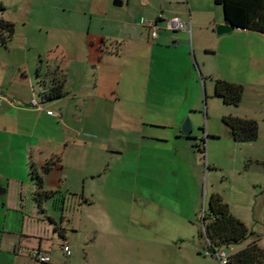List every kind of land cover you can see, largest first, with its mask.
Returning <instances> with one entry per match:
<instances>
[{
    "label": "crops",
    "instance_id": "1",
    "mask_svg": "<svg viewBox=\"0 0 264 264\" xmlns=\"http://www.w3.org/2000/svg\"><path fill=\"white\" fill-rule=\"evenodd\" d=\"M104 1L107 5L104 14L106 20L115 24L113 30H95L92 24L88 30L64 28L67 38L51 43L46 49L51 54L55 46L62 48V64L58 65L55 77L63 83V97L43 101L40 93L54 84L39 83L40 74H34V68L28 69L25 64L16 65L12 75L6 70L0 72V264H94L104 228L107 242H112L114 224L109 218L102 220L97 212L105 203H113L116 188L110 182L111 164L125 153L122 146L126 141L119 136L118 140L113 139L114 134L99 136L103 130L90 118L115 110L110 93L116 92L114 84L118 81L119 64L127 68L144 95L143 104L139 106L141 121L137 120L138 124L131 129L133 137L126 143L136 161L132 158L128 175L147 168L143 163L146 164L151 140L164 143L173 139L178 154L185 139L195 154L200 153L196 145L203 143H198L197 137L189 139L187 135L192 134L181 130L185 117L180 120L175 117L170 123L158 120L148 123L143 112L149 111L151 94L158 98L165 96L166 83L173 89L169 93H181L183 88L190 93L193 87L197 95L201 87L200 75L205 94L199 64L196 60L192 62L189 51H179L172 46L173 41L176 45L181 42L189 45L188 36L192 31L195 42L197 28L202 31L203 25L198 24L195 13L177 6L175 0H121L120 6L127 8L117 11L110 10L111 0ZM160 14L163 19L182 18L187 28L172 31L161 20L158 37L152 39L146 21ZM225 23L224 13L223 18L214 17L206 22L209 45L205 48L209 50L205 52L216 50L219 60L233 56L246 67L250 64L252 68L254 62L256 66L261 64L264 55L259 49H264L263 34L247 29L219 34L216 26ZM11 43L0 47L9 49ZM220 65L221 62L219 68ZM219 68L207 73L211 80L213 77L228 78ZM139 74L145 78L139 79ZM175 80L179 81L177 86H173ZM33 99L42 107L33 106ZM72 115L79 116L80 125L73 121ZM146 125L170 128L174 132L169 136L151 137L152 133L145 130ZM74 129L77 137L71 138L76 133ZM200 154L196 155L200 157ZM33 168L42 176L45 189L54 192V196L44 200L41 206L34 197L37 185L32 176ZM88 230H94L95 235L86 242L83 240L80 248L77 237ZM67 244L72 250L70 255L64 252ZM33 250L49 254L51 262L32 258L30 252Z\"/></svg>",
    "mask_w": 264,
    "mask_h": 264
},
{
    "label": "rangeland",
    "instance_id": "2",
    "mask_svg": "<svg viewBox=\"0 0 264 264\" xmlns=\"http://www.w3.org/2000/svg\"><path fill=\"white\" fill-rule=\"evenodd\" d=\"M1 1L7 8L0 16L15 23L16 33L9 49L0 47V72L6 70L8 75H12L16 65L25 64L28 69L34 68V74H40L41 84L49 85L52 82L55 86L59 83L55 75L58 65L62 64V48L55 46L51 54L46 49L51 43H60L67 38L64 28L88 30L92 24L95 30L108 31L115 27L106 20L104 13L107 5L104 0ZM113 1H110L111 11L127 8L114 5ZM175 2L177 6L185 7L188 11L190 9L191 14L195 13L198 24L203 25L202 31L197 28L195 42L192 31L188 36L189 45L186 42L176 45L173 41L172 46L179 51H189L192 62L196 60L199 64L207 98L198 73L201 87L197 95L192 86L190 93L184 88L181 93H169L173 89H170V83H166L165 96L158 98L156 94H151L149 111L143 112V115L148 123L155 120L170 123L175 117L179 120L185 117L184 121L189 118L191 134L198 138V143L205 139L206 152L204 156L199 153L198 157L199 154L196 155L191 145L183 139V148L176 154L173 139L164 143L151 140L146 164L143 163L147 168L128 175V167L135 155L126 143L133 137L131 129L138 124L137 120L141 121L139 106L143 104L144 95L138 83L127 73V68L119 64L118 81L115 80L114 84L116 92L110 93L115 110H107L103 115L95 114V119L90 118L95 126L102 128L99 136L102 133L104 137L114 134L113 139L118 140L119 136L120 140L123 138L126 141L122 146L125 153L113 159L111 164L113 174L110 182L116 188L113 190V203H105L97 212L102 220H112V242H107L104 228L97 244L94 264H222L218 254L223 251L230 254L243 247L244 242L232 243L218 250L211 247L203 234V216L208 211L212 194H220L233 215L241 219L264 244V61L257 66L254 62L251 68L248 61L246 67L243 61L233 56L219 60L220 55L216 50H212L214 53L205 52L209 50L205 48V45H209L206 22L214 17L223 18L222 7L216 5L214 0ZM194 49L195 53L192 52ZM259 50L264 55V49ZM220 62L221 68L218 67ZM218 68L228 77L225 79L244 86L239 108L225 105L215 97L214 81L208 74ZM139 75V79L145 78V75ZM178 82L173 81V86H177ZM257 90L261 93H257ZM231 113L257 120L258 139L236 141L223 122V116ZM72 119L80 125L79 116L72 115ZM145 130L152 133L151 137L169 136L174 132L170 128L147 125ZM75 132L71 138L77 137ZM91 231L77 237L80 248L83 240L86 242L95 235L94 230Z\"/></svg>",
    "mask_w": 264,
    "mask_h": 264
},
{
    "label": "trees",
    "instance_id": "3",
    "mask_svg": "<svg viewBox=\"0 0 264 264\" xmlns=\"http://www.w3.org/2000/svg\"><path fill=\"white\" fill-rule=\"evenodd\" d=\"M223 9L227 24L242 29L252 30L264 34V0H214ZM6 10L5 4L0 1V13ZM16 31L15 23L0 16V46H8L13 40ZM214 95L225 105L237 107L244 96V86L231 82L222 77H213ZM63 83L51 87L46 92H41L42 100H55L63 97ZM40 105L41 103L38 102ZM226 124L236 141L251 142L258 139L259 126L255 119L234 115L223 116ZM191 140L196 138L187 135ZM196 145V149L204 155L206 142ZM32 176L36 181L35 200L41 206L42 202L54 196V192L44 187V180L39 172L33 168ZM204 235L213 249L229 246L232 243H243V247L230 253V264H264V244L247 225L230 211L220 194H212L208 201V211L203 216ZM257 238V239H256Z\"/></svg>",
    "mask_w": 264,
    "mask_h": 264
},
{
    "label": "built area",
    "instance_id": "4",
    "mask_svg": "<svg viewBox=\"0 0 264 264\" xmlns=\"http://www.w3.org/2000/svg\"><path fill=\"white\" fill-rule=\"evenodd\" d=\"M164 20L166 28L176 31V30H184L187 28V22H185L182 18L178 16H172L166 19H163L162 15L160 14L156 18H152L146 21V25L150 29L151 38L156 39L158 37V30H159V21ZM31 104L33 106H36L38 108H41L42 105H40L36 99H33L31 101ZM64 252L67 255H70L72 250L71 247L67 244L64 246ZM219 258L222 262V264H230V254H227L225 251L218 254ZM30 256L40 262L43 263H50L51 262V256L49 254H45L40 252L39 250H33L30 252Z\"/></svg>",
    "mask_w": 264,
    "mask_h": 264
},
{
    "label": "water",
    "instance_id": "5",
    "mask_svg": "<svg viewBox=\"0 0 264 264\" xmlns=\"http://www.w3.org/2000/svg\"><path fill=\"white\" fill-rule=\"evenodd\" d=\"M113 2H114V5H118V6L122 5V1H121V0H114ZM234 29L242 30V28H240V27H234V26H232V25H229V24L225 23V24H222V25H220V26L218 27L217 32H218L219 34H223V33L230 32V31H232V30H234ZM206 93H207V92H206V90H205V98H207ZM181 130H182V132L185 133V134H191V133H192V123H191V121H190L189 118H187V119L184 121Z\"/></svg>",
    "mask_w": 264,
    "mask_h": 264
}]
</instances>
